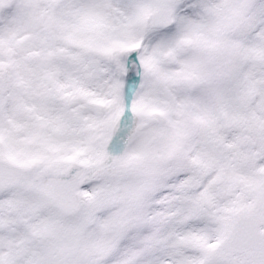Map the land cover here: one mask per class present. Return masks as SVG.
Returning a JSON list of instances; mask_svg holds the SVG:
<instances>
[{"label":"snow or ice","instance_id":"snow-or-ice-1","mask_svg":"<svg viewBox=\"0 0 264 264\" xmlns=\"http://www.w3.org/2000/svg\"><path fill=\"white\" fill-rule=\"evenodd\" d=\"M0 264H264V0H0Z\"/></svg>","mask_w":264,"mask_h":264}]
</instances>
